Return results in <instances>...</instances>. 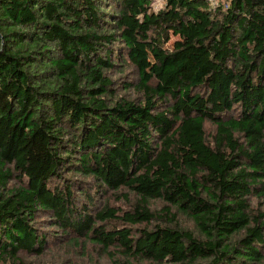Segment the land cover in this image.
<instances>
[{
    "label": "trees",
    "instance_id": "obj_1",
    "mask_svg": "<svg viewBox=\"0 0 264 264\" xmlns=\"http://www.w3.org/2000/svg\"><path fill=\"white\" fill-rule=\"evenodd\" d=\"M160 1L0 0V264H264V0Z\"/></svg>",
    "mask_w": 264,
    "mask_h": 264
},
{
    "label": "rangeland",
    "instance_id": "obj_2",
    "mask_svg": "<svg viewBox=\"0 0 264 264\" xmlns=\"http://www.w3.org/2000/svg\"><path fill=\"white\" fill-rule=\"evenodd\" d=\"M163 3L160 0H153V7L155 11H158L160 9L163 8ZM177 40V38L173 37L170 44L168 45V47H172L173 43ZM142 55L147 56L150 60H152V57L150 56V54L147 52V50L145 48H142ZM49 261V260H48ZM48 261H39V260H27L26 263L30 264L33 262V264H48ZM81 262L80 259H78L77 264H79ZM103 264H107L106 260H102ZM81 264H91V262L87 259H82V263Z\"/></svg>",
    "mask_w": 264,
    "mask_h": 264
},
{
    "label": "built area",
    "instance_id": "obj_3",
    "mask_svg": "<svg viewBox=\"0 0 264 264\" xmlns=\"http://www.w3.org/2000/svg\"><path fill=\"white\" fill-rule=\"evenodd\" d=\"M208 2L210 3V5L214 8H216L218 6L219 1L218 0H208Z\"/></svg>",
    "mask_w": 264,
    "mask_h": 264
}]
</instances>
